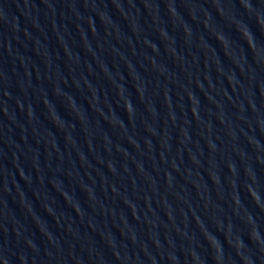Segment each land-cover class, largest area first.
<instances>
[{"label":"water","instance_id":"obj_1","mask_svg":"<svg viewBox=\"0 0 264 264\" xmlns=\"http://www.w3.org/2000/svg\"><path fill=\"white\" fill-rule=\"evenodd\" d=\"M0 264H264V0H0Z\"/></svg>","mask_w":264,"mask_h":264}]
</instances>
